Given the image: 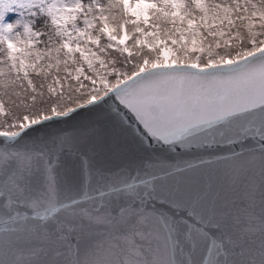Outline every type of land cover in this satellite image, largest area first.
Wrapping results in <instances>:
<instances>
[{"label":"snow or ice","instance_id":"obj_1","mask_svg":"<svg viewBox=\"0 0 264 264\" xmlns=\"http://www.w3.org/2000/svg\"><path fill=\"white\" fill-rule=\"evenodd\" d=\"M0 264H264V0H0Z\"/></svg>","mask_w":264,"mask_h":264}]
</instances>
